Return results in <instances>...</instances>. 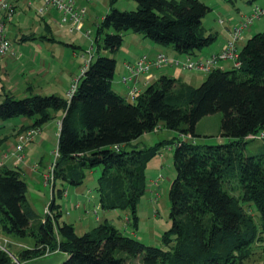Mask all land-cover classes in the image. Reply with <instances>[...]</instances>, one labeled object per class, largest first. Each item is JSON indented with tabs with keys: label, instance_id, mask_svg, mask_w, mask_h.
<instances>
[{
	"label": "trees",
	"instance_id": "trees-1",
	"mask_svg": "<svg viewBox=\"0 0 264 264\" xmlns=\"http://www.w3.org/2000/svg\"><path fill=\"white\" fill-rule=\"evenodd\" d=\"M132 1L135 10L119 11L116 0H109L110 9L96 26L97 58L88 62L71 98L35 94L32 87L20 99L3 92L0 121L29 119V125L11 134L16 136L40 130L61 111L53 181L80 187L100 169L95 187L100 209L126 212L135 229L137 206L148 188L146 167L159 153L137 141L157 127L177 132L181 138L174 144L171 225L161 236L164 249L125 236L108 220L77 235L71 224L59 222L54 187L49 212L38 216L26 199L27 185L18 168H0V229L33 240L32 248L19 252L24 261L49 250L66 256L61 264H244L253 247L264 246V138H249L264 133V33L247 39L239 68L212 71L199 87L177 86L175 79L161 76L129 101L112 87L115 58L101 54L116 55L125 32L191 57L216 40L203 25L211 10L199 0ZM236 1L225 0L233 7ZM43 30L42 36L20 41L55 43L47 36L49 25ZM217 113L222 115L218 135L226 142L198 145L195 138L211 137L198 132V124ZM254 140L262 144L248 155L247 144ZM250 205L255 216L247 210ZM9 262L1 251L0 264Z\"/></svg>",
	"mask_w": 264,
	"mask_h": 264
},
{
	"label": "rangeland",
	"instance_id": "rangeland-1",
	"mask_svg": "<svg viewBox=\"0 0 264 264\" xmlns=\"http://www.w3.org/2000/svg\"><path fill=\"white\" fill-rule=\"evenodd\" d=\"M209 1L212 2L214 8H211L212 11L204 17L203 25L208 32L216 34L217 31L222 28L218 24V21L222 18L220 20L221 22L219 21V23L222 24V20L225 21V16L217 10L214 4L222 5L223 3L222 0ZM261 1L263 0H253L251 3H248L247 0H237L234 7L230 5L229 8L233 14L236 13L235 8H240L241 14H245V16L248 17L252 14L254 7L259 6ZM27 2L28 0H21L17 3L15 12L12 14H9L8 10H4L0 13V21L4 23L5 35L12 43V47L15 49L13 51L17 54L20 53L22 57L23 54L26 55V49H33L36 51V43L35 41L22 42L20 41V37H27L32 34L36 36L43 35L45 24L50 26V37L54 38L57 43L55 46H52L47 41L41 42L42 51L49 54L51 67L46 70V72L49 73L47 76L46 73H44L40 75L39 78L36 75H30L29 77L31 83L33 80L35 94L46 96L48 93H53L56 96L65 98L67 97L66 91H69L72 82L78 80L82 76L83 68L87 66L90 60L95 61L97 58L94 44L96 26L110 9L109 0H78L79 4L86 7L87 14L83 22L82 31H77L76 33H70L68 29L59 25V14L56 11L51 10L44 14H40L39 10L43 7L41 2L33 1L31 7H28ZM114 7L119 11H133L136 8V3L132 0H116ZM8 15H11L12 19H9ZM241 20L242 21L238 24L245 23V19ZM252 26L259 27L262 29L261 32L264 33V18L253 21L249 28ZM211 29H214V31ZM247 31L248 30H245L241 39L236 41V47L239 52L241 49L238 47H240V42L244 39L243 36ZM87 32H89L90 38L85 35ZM129 36L138 35L131 31L125 32L123 35V44L116 55L113 56L109 52H102L101 54L106 57H114L116 63L119 65V54L124 47L126 48V43L130 38ZM217 40H219V37L216 36L215 41L217 42ZM51 53H53V56H50ZM7 57H12L14 61H8ZM21 57L17 60L11 55L0 57L3 60L6 59L4 62L0 59V95L7 91L12 92L18 99L28 95L24 90L25 88L20 89L19 87L21 83L28 78L24 75L21 76L19 73L21 68H18L15 72H12L11 69L15 63L19 64ZM227 62L229 64L227 63L225 66H223L224 62L219 64L223 68L222 71L232 68V62ZM176 69L180 70L181 72H178L179 75L184 77L187 74H196L206 78L207 74H209L186 70L182 67V63L180 66H177ZM69 73H72V81ZM44 76H46L45 79H42ZM117 77L118 75L116 73L114 80H116ZM175 80L176 85H180L179 78L176 77ZM201 83L202 82L196 84L194 87H199ZM140 84H138V88H140ZM48 89L50 92H47ZM115 91L123 96V91L119 89ZM20 119L21 118H12L4 122L1 121L4 127L0 129V136L8 134L7 129L17 124ZM60 119L61 111L53 113V118L39 130L33 142L27 143L24 146L23 153L25 159L19 167L23 172V178L27 185L26 199L33 211L38 216L44 217V215L49 212L48 205L52 201L54 192V202L60 205L61 208L62 215L59 222L71 224L77 235L81 236L99 222H102L104 219H109V221L125 236L131 237L146 246L164 249L161 236L165 231L169 230L171 225L168 218L170 209L169 188L175 177L173 151L176 140L181 138L179 134L174 131H169L164 127H157L155 131L143 135L137 141L144 149L156 147L159 153L146 167L148 188L137 206L136 214L138 217V224L137 229H135L132 221L129 222L128 219L127 221L125 220L126 212L100 209L98 195L95 190L97 179L101 174L100 169H97L91 176L89 175L80 187H72L66 183L61 184L58 180L54 182L53 174L52 178L48 175L49 178L46 180L45 176L56 160L55 153L57 152ZM221 120L222 115L220 113L202 119L200 121L201 123L197 126V131L211 137L195 138L196 143L198 145H218L225 143L226 139H221L218 135L220 132ZM19 135L20 134L16 135L14 138H8L9 142H13L10 150H13L17 144ZM261 144V141H249L246 153L248 155L254 154ZM1 157V160H3L4 155ZM14 162H16V160H14ZM1 165L2 162L0 163V166ZM59 190H61L60 193ZM247 210L252 215H256L253 205H250ZM33 245L34 242L29 237L20 238L7 236L4 235L0 229V252L2 251L7 255L10 261L9 264H61L66 259V256L63 254L48 251L46 252L47 254H44L42 257L27 261L22 260L19 257V252L23 249H29L28 247ZM263 248V245H256L253 247L252 257L244 264H264Z\"/></svg>",
	"mask_w": 264,
	"mask_h": 264
},
{
	"label": "crops",
	"instance_id": "crops-1",
	"mask_svg": "<svg viewBox=\"0 0 264 264\" xmlns=\"http://www.w3.org/2000/svg\"><path fill=\"white\" fill-rule=\"evenodd\" d=\"M200 1L202 3H204L205 5H207L210 8L211 11H212L211 8H214L211 1H209V0H200ZM249 1L250 0H247V2H249ZM76 2L79 4L78 0H76ZM222 3H223L222 5L214 4L216 6L217 10H219V12L224 14V16H225V21L222 20V24L219 23V21L222 18L218 21V24L222 28H220L217 31V33H216L217 35L216 34L215 35L217 37H219V40H217V42L214 41V43L209 48H206V49L202 50L201 52H199L198 56H209V55H212V54L219 53L224 48L226 42L230 39L229 33L231 32V30L233 28L237 27V25H240L238 23H240V21H242L241 19H246V17H247V16H245V14H241V9L240 8H235L236 13L233 14L232 11H230V8H229L230 5L227 4L225 2V0H222ZM79 5H81V4H79ZM259 6L260 7H264V0L261 1V3H259ZM82 29H83V25H82V28H81L80 31H82ZM211 30L214 31V29H211ZM247 30L248 31L245 32V34L243 36L244 39H242L241 42H240V47H238L239 49H241L244 46V44L246 42V39H249L254 34L263 33V32H261L262 29H260L257 26H254V27L252 26L251 28H248ZM50 34L49 35L47 34V36L49 38H52V37H50ZM136 35H138V34H136ZM29 36H27V37L21 36L20 40H21V38H28ZM39 36H42V35H39ZM129 37H130L129 41H127V43H126V48L124 47L123 50L119 54L120 64L118 65V63H116V69L117 70L115 69V74L117 73L118 77H117L116 80H114V78L112 80V87L116 88L117 90L119 89V90L123 91V97L126 98L127 89H126V86L121 84L120 78L123 75H127V72L125 70V64L133 63L135 60H137L141 56H147L149 59H153L158 54H164V55H166L168 57V59L170 61L174 62V64L172 63L171 65L165 66L164 68H161L159 70L158 69L157 70H152L148 74L142 76L140 78V82H139V84L141 83L140 84V88H138L140 90V93L143 92L144 89L148 85H150L151 83H153L154 81L159 79L161 76H167V77L173 78V79L178 77L180 84H186V85H189V86H192V87H194L196 84H199L200 82H203L205 80L204 77H200V76H198L196 74H194V75L187 74V75H185V77L182 76V75L181 76L179 75L178 72H181V71L177 70L176 67L180 66V64L183 63L184 60L188 56L178 54V53L174 52L173 50H171L169 48H167V49L166 48H159L154 43H152L150 40L144 39L141 35L129 36ZM89 38H90V34H89ZM26 41H32V40H26ZM34 41L36 43V45H35L36 51H34L33 49H26V55L25 54L22 55L21 61H19V64L15 63V65L12 66V68H11L12 72H15V71L18 70V68H21V70L19 72L21 74V76L24 75V76H26L28 78L23 83H21V85L19 86L20 89L25 88L24 89L25 92H26V89L28 87H32L33 90H34L33 80H32V83H31L30 77H29L30 75H36L39 78L40 75L46 73V76H47L49 72H46V70H48L47 68L51 67L50 60H49V54L46 53V52H43L42 51L43 49H42V46H41V42L43 43L44 41H47V40H40L39 38H36V40H34ZM23 42H25V41H23ZM47 42H49L52 46H55V44L57 43V41H55V43L54 42H50V41H47ZM20 52H22V51H20ZM50 56H53V53H51ZM4 58H6V57H4ZM7 58H8V61H11V62L14 61L12 57H7ZM0 59L3 60L2 58H0ZM5 60L6 59H4L3 62ZM176 63H178L179 65H176ZM227 63L228 62H224L223 66H225ZM5 71H7V70H5ZM196 73H198V72H196ZM115 74H114V77H115ZM69 75L71 76L70 78H71V81H72V73H69ZM46 76L42 77V79H45ZM116 89H114V90H116ZM47 92H50V90L48 89ZM67 92L68 91H66V96H67ZM10 93H12V92H10ZM48 95H54V94L53 93H48ZM0 100H1V98H0ZM61 118H62V114H61ZM18 121L19 122L17 124H14L11 128L7 129L8 130V134L1 135L0 139H2L3 137H5L7 135H11V134L15 133V130H17L19 127L27 126V125H29L31 123V121L29 119H27V118H21ZM3 127H4V124L1 123V121H0V129L3 128ZM10 137L14 138L15 136L11 135ZM12 145H13V142L11 143L8 140L6 142L2 143L0 145V157L2 155H4V154H7V152L10 150ZM23 152H24V150H23ZM1 158H0V163L2 162V165L0 166V168H2V167L18 168L22 172V170L20 169L19 166L25 159L24 153H23V161L20 162V163H15L14 162V160H15L14 157L7 156V157L3 158V160H1ZM22 175H23V172H22ZM125 216H126L125 220L127 221L128 215L125 214ZM104 220H108L109 221V219H104ZM32 247L33 246L28 247V248H32Z\"/></svg>",
	"mask_w": 264,
	"mask_h": 264
},
{
	"label": "built area",
	"instance_id": "built-area-1",
	"mask_svg": "<svg viewBox=\"0 0 264 264\" xmlns=\"http://www.w3.org/2000/svg\"><path fill=\"white\" fill-rule=\"evenodd\" d=\"M21 0H0V13L4 10H8L9 14L15 12L16 4ZM33 1L41 2L43 7L39 10L40 14H44L45 12L54 10L59 14V25L68 29L70 33L79 32L82 28L83 21L87 14V9L84 6L79 5L76 0H28V7L32 6ZM11 15H8L9 19ZM264 18V7L255 6L253 12L250 16L245 19L244 24H240L239 26L233 28L229 33L230 40L227 42L226 46L216 54H212L209 56H197L191 57L188 56L185 59V62L182 63V67L189 71H198L202 73H210L212 71L221 70L222 66L219 64L221 62H232V68H239L241 63L239 59V51L236 47V41L241 39V36L245 30L249 28V26L255 20H260ZM221 22V21H220ZM89 37V32L85 34ZM12 43L6 37L4 32V23L0 21V57L11 55L14 58L19 59L21 54H17L13 51ZM174 64V62L170 61L168 57L164 54H158L154 59H149L147 56H141L133 63L125 64V70L127 75H123L120 78L121 84L126 86L127 89V99L129 101H134L136 97L140 94V90L138 89V84L140 82V78L152 70H159L164 66ZM176 65H179L176 63ZM85 68L82 70V75L84 73ZM79 80V79H78ZM78 80H74L70 86L69 91L67 92V97L71 98L73 94L76 92ZM39 133L38 129H29L26 130L18 136V141L13 150H9L7 154H4V157L10 156L14 157L16 162L20 163L23 161V150L24 146L27 143L33 142L34 137ZM250 139L253 138H264V133H261L260 136H250ZM58 154L55 153V158L57 159ZM53 166L50 168L48 174L45 176L46 180L48 175L52 178L53 174ZM49 250H46L44 254H47ZM50 252V251H49ZM54 253H57V251Z\"/></svg>",
	"mask_w": 264,
	"mask_h": 264
}]
</instances>
